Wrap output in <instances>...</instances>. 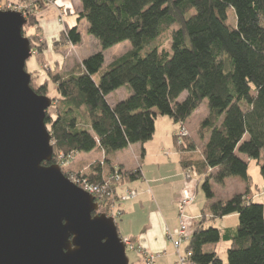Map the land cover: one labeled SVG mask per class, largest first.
Returning a JSON list of instances; mask_svg holds the SVG:
<instances>
[{
	"label": "trees",
	"instance_id": "16d2710c",
	"mask_svg": "<svg viewBox=\"0 0 264 264\" xmlns=\"http://www.w3.org/2000/svg\"><path fill=\"white\" fill-rule=\"evenodd\" d=\"M34 3L35 7L45 5L44 0ZM231 8L236 24L229 22ZM76 14L79 23L88 22V32L99 40L102 50L82 61V72L73 69L51 77L60 96L56 117L49 111L46 115L55 148L53 163L62 162L57 157L60 152L68 159L81 152L102 151L104 159L91 163L89 173L74 171L72 175L107 186L108 191L113 179L111 196L116 201L118 186L143 175L139 167L116 164L115 153L151 140L157 117L168 116L178 126L173 139L184 170L200 177L211 201L205 203L187 246L191 261L264 264V205L250 198L248 173L249 160L256 159L264 177V0H79ZM38 18L28 15L23 32L32 48L43 53L49 41L36 43L35 33L28 31ZM165 33L169 47L160 41ZM126 40L133 48L115 59L96 81L94 75L105 63L104 51ZM81 41L77 24L67 26L52 46ZM32 87L39 94L49 92L48 81ZM123 87L130 88L131 95L110 104L108 96ZM205 100L209 114L201 128L208 129L209 136L198 150L190 135L178 132ZM199 136L204 137L203 131ZM232 176L241 177L246 190L212 202V181L223 185ZM107 199L96 200L99 212L109 215L106 208L112 201ZM231 214L238 215L236 227L207 226ZM220 241L230 242L227 261L209 248Z\"/></svg>",
	"mask_w": 264,
	"mask_h": 264
},
{
	"label": "water",
	"instance_id": "95a60500",
	"mask_svg": "<svg viewBox=\"0 0 264 264\" xmlns=\"http://www.w3.org/2000/svg\"><path fill=\"white\" fill-rule=\"evenodd\" d=\"M27 24L0 7V264H131L115 217L53 163V99L32 87Z\"/></svg>",
	"mask_w": 264,
	"mask_h": 264
},
{
	"label": "rangeland",
	"instance_id": "374dc122",
	"mask_svg": "<svg viewBox=\"0 0 264 264\" xmlns=\"http://www.w3.org/2000/svg\"><path fill=\"white\" fill-rule=\"evenodd\" d=\"M18 0H2L0 7L3 10H9V9H18L19 7H22L23 10H27V14H37L38 17H41V11H46L47 9L53 10V6H56L57 12H58V21L61 23L63 26L62 32L59 34V36L64 32H66L68 24L65 22V20L69 23L71 27L79 24V29L82 34V41L77 44H67L64 46H52V40H47L42 32H43V27L40 25L39 18L37 21L34 22L31 30H28L29 33H35L36 38L38 36L37 40L36 38L34 39L35 42L41 43L43 40L44 41H49V47L48 49L43 52L39 53L37 48L33 49V55L31 58L28 59L27 64H26V69L29 73L32 74V86H37L41 85L44 82L48 81V87H49V92L48 96L53 99V104L51 107L48 109V111L51 113L53 117H56V106L59 104V93L57 91V86L51 79L53 74L56 73H61V74H68L71 72V67L74 66L75 69L78 70V72H82V61L90 56L91 54L98 52L102 50L101 44L99 40L89 34L88 32V22L86 20H82L81 23L78 22V16L76 14V9L79 6L78 0H64V6L59 2L57 3L56 0H44L45 5L44 6H39L35 7L33 4L34 0H29V1H23V2H17ZM17 2V3H16ZM66 4L70 7L68 9L66 8ZM22 11V10H21ZM53 13V12H52ZM50 13V14H52ZM75 19V22L73 21ZM229 22L236 24L237 18H236V13L234 9L229 10ZM27 32V31H26ZM28 33V32H27ZM27 36V35H25ZM45 38H44V37ZM42 40V41H41ZM161 43L165 47H169V35L164 34L163 37L160 39ZM131 48H133V45L130 40H126L124 42H121L113 47H110L109 49L104 51L105 54V63L102 67V69L94 75V79L96 81H99L102 74L105 73L109 67L110 64L117 59L118 57L122 56L126 52H128ZM132 93V90L128 87H123L115 92L110 94V97L108 99L110 104H116L118 101H121L123 99L128 98ZM186 95V93L183 95V97ZM182 97V98H183ZM209 114L208 110V100H205L201 106L194 112V114L189 118V123L185 124L186 131L188 135L191 133H194L197 139L198 146H201L203 138L199 136V132L203 131V133L207 134L209 133L208 129L203 130L201 128V122L204 120L205 115ZM162 117H166L165 119H170V124L167 123H162ZM201 118V119H200ZM157 123V133L154 135V137L145 142L149 148L154 149L155 147H158V144L162 142L166 143V146L171 145V138H169V126L173 127V120L168 117V116H162L160 115L158 120L156 121ZM166 141V142H165ZM53 143V142H52ZM142 143H135L133 145V149H140ZM141 150V149H140ZM55 152V148H54ZM102 151L100 150H93L91 152H81L79 154L74 155L72 158L64 159L63 154L60 152L58 153V158L59 160L61 159L62 162L59 163V165L62 168V171L66 176H68L71 179V175L74 174V171H82L83 173H89L91 170V163L99 160V159H104L103 154L101 153ZM132 148L127 147L124 149L119 150L120 155H125L130 161L133 160V155H132ZM243 158L247 159L245 155H241ZM262 156H264V150L262 152ZM142 161V159H141ZM248 173L252 177V184L250 185V193L253 196V201L257 203H261L264 205V177L261 173V166L258 163L256 159H251L249 160V168H248ZM185 176L187 177V173L185 172ZM75 176L72 175V178ZM190 179L195 183L194 185H198V203L196 207L200 210L202 206L208 201L205 196V193L202 189L201 182L198 183V178L197 174H192L190 176ZM112 181L109 180L110 183V188L109 192L110 195L107 197L110 201H112V204H107V212L109 215H112L113 210L116 211V201L113 199L111 194L113 195V190H114V184H113V179ZM214 184L213 186V191L215 193V198L212 200L216 201L219 199H228L231 198L233 195L241 193L245 186L246 183L245 181L238 176H232L229 177L227 180L226 185H221L218 184L215 181H212ZM113 184V185H112ZM121 189V188H120ZM244 192V191H243ZM242 192V193H243ZM249 193V194H250ZM121 195L124 194V189H122V192L120 193ZM107 199V200H108ZM122 200V199H121ZM115 201V202H114ZM189 206V205H188ZM187 206V207H188ZM115 207V208H114ZM186 207V209H188ZM99 212V211H98ZM99 213H104L103 211H100ZM107 214V213H106ZM198 218V217H197ZM199 217L198 219H200ZM187 221H188V227L189 231L191 233L194 232L195 227H196V221L190 220L187 214ZM226 224V222H222V220L218 219L215 223L208 222L207 226L214 225L216 227H222ZM127 254L130 258V261L133 263L136 260V253L132 251L130 248L127 250ZM219 255L224 261H227L228 258V253L227 249H224L223 247L220 248L219 250Z\"/></svg>",
	"mask_w": 264,
	"mask_h": 264
},
{
	"label": "crops",
	"instance_id": "0c3cea01",
	"mask_svg": "<svg viewBox=\"0 0 264 264\" xmlns=\"http://www.w3.org/2000/svg\"><path fill=\"white\" fill-rule=\"evenodd\" d=\"M56 1L58 4L60 2L62 6L65 5L64 0ZM56 6H53V10L47 9L46 11H41V17H39L40 25L43 27L42 34L47 37V40L58 38L63 30V25L58 21ZM68 8L70 7L66 4L65 9ZM73 21L75 22V19ZM65 22L70 26L66 20ZM73 69H75L74 66L71 67V72ZM109 97L110 95L108 99ZM158 118L159 116L157 120ZM162 118V123L170 124L172 122L170 119H165L166 117ZM189 122L188 119L185 124ZM172 124L173 127L169 126L171 145L166 146L167 142L165 141L166 143H164L161 141L158 147H155L152 151L146 144H141V150L139 148L133 149V145H130L129 147L133 151L132 161L125 155H120L119 151L114 155L116 164H121L127 169H136L139 167L142 171L143 177L140 180L116 188L117 194L120 197L115 202L116 211L118 212L117 224L123 238L129 239L132 244L137 247H142L148 253L156 255L155 261L152 264H175L178 260L179 255L177 249L168 234H175L179 226V203L184 191L190 190L196 196L195 201L186 209V216L188 214L190 220H199L198 218L201 217L202 209L205 206L204 204L200 210L196 207L198 203V185H194L195 183L185 176L186 171L182 163V154L176 149L173 139L178 126L175 123ZM190 136L196 142L198 150H200V147L208 138L209 133H204L201 146H198V141L194 133H191ZM101 153L103 154V152ZM197 178L199 180L198 183H200V177L197 176ZM227 180L228 178L223 185L227 184ZM246 187L247 185L243 191L246 190ZM127 188L136 190L137 195L133 199L121 200L123 194L121 195L120 193L122 189L125 191ZM250 198L253 200L251 193ZM220 220L226 222V224L219 228L236 227L238 224V215L231 214ZM222 247L228 251L230 242L220 241L217 244L209 246V248L218 253ZM134 252L136 253V260L132 264H147L142 254L137 251Z\"/></svg>",
	"mask_w": 264,
	"mask_h": 264
},
{
	"label": "built area",
	"instance_id": "2783aa9c",
	"mask_svg": "<svg viewBox=\"0 0 264 264\" xmlns=\"http://www.w3.org/2000/svg\"><path fill=\"white\" fill-rule=\"evenodd\" d=\"M15 10L18 11L22 10L21 12H23L28 17V14L26 13L27 10H23L22 7H19L18 9ZM178 133L182 136L188 135L185 128V124L179 129ZM186 173L188 178H190L192 174H196L191 169H188ZM72 179L76 184H78L83 189L94 195L97 200L101 199L103 201V199L107 198L110 195V192L107 190V186H99L95 183L90 182L87 179H81L78 178L77 176H75ZM116 179L119 180L120 176L117 175ZM136 195H137L136 190L127 188L124 191V194L121 196V199L122 200L133 199L134 197H136ZM195 197L196 196L192 191L190 190L184 191L183 197L179 203V226L176 230L177 238L173 239L172 235L168 234L169 238L174 243V246L177 249L179 255L178 261L175 264H195L190 259L192 256V251L188 250L187 247L186 249L184 248L186 241H188L192 235L188 227L186 207L195 201ZM117 214L118 212L113 210L112 215L116 216ZM124 242L126 244V248H130L132 251H137L140 254H142L145 257V261L147 262V264H152L155 261L156 258L155 254H150L142 247H137L133 245L128 239H125Z\"/></svg>",
	"mask_w": 264,
	"mask_h": 264
},
{
	"label": "bare ground",
	"instance_id": "6f19581e",
	"mask_svg": "<svg viewBox=\"0 0 264 264\" xmlns=\"http://www.w3.org/2000/svg\"><path fill=\"white\" fill-rule=\"evenodd\" d=\"M72 179V178H71ZM72 181H73V179H72ZM74 182V181H73ZM115 218L117 217V215L115 216V215H113ZM174 236H175V238H174ZM123 238V237H122ZM172 238L173 239H176L177 238V235H176V232H175V234H173L172 235ZM125 239H127V238H123V241L125 240ZM190 239H191V237L189 238V240L188 241H186V243H185V249H186V247L188 246V244H189V241H190ZM129 240V239H128ZM130 241V240H129ZM131 242V241H130ZM134 245V244H133ZM127 250H128V248H127ZM179 258V257H178ZM178 261V260H177Z\"/></svg>",
	"mask_w": 264,
	"mask_h": 264
}]
</instances>
